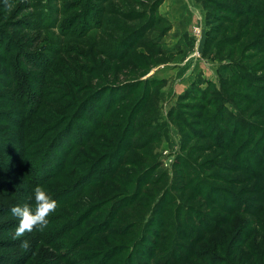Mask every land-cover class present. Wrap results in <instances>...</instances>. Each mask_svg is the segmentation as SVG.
I'll return each mask as SVG.
<instances>
[{"label": "rangeland", "instance_id": "1", "mask_svg": "<svg viewBox=\"0 0 264 264\" xmlns=\"http://www.w3.org/2000/svg\"><path fill=\"white\" fill-rule=\"evenodd\" d=\"M3 3L4 0H0V13L4 10ZM100 9L107 12L100 15ZM100 18L101 21L98 20ZM138 18H141L140 22ZM204 18L205 12L195 0H101L92 3L91 0H17L13 3L7 20L25 23L40 20L43 25L26 27L17 41L20 49L23 44L30 45L24 48L23 53L30 58L38 56L36 65L31 59L27 64L21 53L11 61L13 64L19 62L20 71L27 75L25 85L29 89L35 85L44 97L32 125L46 127L52 125L55 118L68 114L67 118L60 119L58 128H51L40 143L42 148L49 146L44 151L52 153L47 159L48 164L51 163L50 159L58 161L62 155L57 143H63L61 141L67 138L66 134L72 132V129L67 130L64 136L66 127L84 126L81 118H84L85 111L80 112L78 107L87 94L102 87L106 90L111 87L119 91L123 89L125 93L120 104L109 107L108 116L99 117L100 131L85 128L89 145L86 146V141L82 147L67 153L60 162L63 168L57 177L48 179L40 186L57 201L58 206L53 212V224L43 232L33 230L26 236L29 244H36L34 255L26 264H69L61 262L56 249V246L65 243H73L74 254L79 255L77 260L80 264H143L142 255L133 258L134 243L149 254L153 247L144 245V241L160 240L169 232L172 237L167 242L171 241L172 244L166 248H172L176 253L175 248L192 245L190 229L200 242L194 244L193 259L185 264H264V190L258 189L256 192L255 177L245 170H256L255 173L263 178L258 180L260 185H264L261 164L254 168L249 162L257 163L259 157H264V142L261 143L260 152L251 149V154L247 153L250 147L247 145L241 154L234 156L239 145L251 138L248 137L250 127L259 130V133H255L256 140L264 132V98L260 101L261 94L257 95L253 89L241 88L236 84L237 76L245 78L244 75H249L264 80V52L253 50V45L261 40L259 33L264 30V20L242 16L233 20L232 24L223 25L220 39L234 43L227 45L215 60H206L201 56L208 34ZM151 21L160 23L153 28L151 26L149 31L141 32V35L153 48L152 58H148L145 51L139 48L130 50L126 61L113 63L112 57L123 53V48L129 45H123L124 40L129 38V42L135 43L140 38L135 33ZM107 22L113 25L107 28ZM44 23L47 25L44 26ZM92 27L97 28L82 36ZM92 46H98L99 52L90 56L89 48ZM103 48L105 50L101 53ZM13 54L16 56L17 50ZM3 55L5 52L0 50V56ZM163 60L168 62L157 64ZM1 61L0 139L14 146L20 142V131L16 124L4 123L6 120L1 116L6 113L18 119L20 109L9 107L3 100L10 91L4 86L8 67ZM37 67L46 68L37 70ZM91 68L92 72L86 76L83 70ZM242 68L245 70L243 74ZM145 79L149 82L145 81L144 84ZM245 79L249 81L250 77ZM153 81L160 83V86L155 87ZM232 83L236 85L231 88ZM259 85L264 87V83ZM54 90L60 91L46 97ZM47 91L51 92L47 94ZM221 91L225 93L224 96L220 95ZM123 93L115 94L120 96ZM217 95H220L219 103L211 105ZM56 97L62 99L58 106L69 103L66 110L51 104L50 101ZM92 101L89 105L95 109L97 100ZM222 113L225 116L222 117ZM193 114L202 116L195 118ZM237 115L242 117L239 121L243 135L239 133L232 137L235 142H228V145L233 143L228 149L221 142L227 133V140L231 138L233 126L227 116L237 118ZM128 118L129 122L126 123ZM220 122L230 126L227 133V127ZM139 123L141 126H138ZM126 130L133 131V134L131 131L124 132ZM61 135L63 139L60 140ZM22 136L27 137V132H22ZM147 139L152 141L143 151H133L126 157L129 161H139L142 167L131 168V164H127L129 162L122 161L113 171L110 165L114 166L119 160L116 153L118 148H125L128 141L134 146V143ZM6 143L0 142V146ZM218 144H221L220 148ZM52 145L53 148L50 147ZM181 155L184 157L181 162L186 163L184 168L175 162ZM8 157L0 155V174L4 176L0 178L7 186H12V190L0 191V210L10 215L14 206H31L28 203L29 192L18 184L10 169L14 157ZM84 158L89 159L88 162L83 163ZM35 161H27L33 167L30 178L40 175L38 171L41 167L34 171L38 164ZM94 162L99 167L96 171L99 170L103 177L112 171L113 176L102 187H94L98 185L95 178L89 190L68 200L82 188L77 184L85 179L86 171ZM156 162L160 169L148 171L147 168ZM107 163L110 165L107 166ZM132 171L133 175L129 177ZM161 171L164 178L154 185L153 181ZM179 177H182L181 181H178ZM104 180L100 178V183ZM180 183H184L180 189L183 194L173 192V197L168 199L162 196L166 185ZM134 193L135 196L130 199ZM231 197L238 200L235 207L240 206V211H236L237 208L228 211V207H232L228 206ZM127 199L130 201L127 202ZM31 200L34 201L33 194ZM165 202L169 203L170 211L147 222L148 213L144 215V212L150 210L153 203L154 208L159 209ZM181 203L194 207V210H175ZM244 206H249V211L243 212ZM10 217L11 221L19 222L14 215ZM213 226L217 228L212 233L207 235L203 232L204 227ZM58 227L70 228L55 235L51 244L45 243L42 233L44 236L55 233ZM124 227H127L124 235L107 234L110 229ZM13 235L14 232L9 233L6 238H13ZM163 256L171 258L170 255ZM163 256L156 254V260L160 262ZM200 258L206 262L199 261Z\"/></svg>", "mask_w": 264, "mask_h": 264}, {"label": "trees", "instance_id": "2", "mask_svg": "<svg viewBox=\"0 0 264 264\" xmlns=\"http://www.w3.org/2000/svg\"><path fill=\"white\" fill-rule=\"evenodd\" d=\"M17 0H4L3 6H4V10L0 13V50H2L3 52H5V55L0 56V60L1 63H5V66L8 67L5 77V82H4V86L7 87V90L10 91V94L7 96L3 97V100H5V102H7L8 106L13 108V107H18L19 110V118H13L10 116L5 115L6 113H3V115L1 116L3 119L6 120V124H10L12 126H15V124L17 125L16 128L20 131V135H19V143L18 145H14L12 146L11 142L6 143V141H4V139H0V142L6 143V145L4 146H0V155L1 156H9L8 158H12L14 157V161L12 162V164H10V169L12 170L13 174L15 175L16 179L18 180V184H20L22 187L26 188V192H29L28 195L29 196V204L31 206V208L34 210L35 208L33 207V205H35V202L31 200L32 194L34 193V189L37 186H43L44 183H46L48 181V179L52 178L55 179L58 175V173L60 172V170L63 168V166L61 165V163L63 162L66 154H70L72 153L76 148L78 147H82L83 143L86 142V146H88V141L90 140L88 137H86L85 134V128L87 129L88 127L96 129L95 132L100 131L101 128V122L99 117L101 116V118H105L106 116H108V112H109V107L112 105H117L120 104L124 99V94L123 93V89H121L119 91L118 88H108V90H106L105 87H102L101 89H97L94 93L92 94H87L83 100L81 101V106L78 107L79 111L83 113V117L81 118L82 120V125H84L83 127H66L65 131H64V136L66 134L67 130H71L72 132H68L66 134L67 138L64 140L62 138L63 135H61V137L59 138L60 140L63 139L61 142L63 143H57L58 144V151L60 149V152H62V155L60 157V159L58 161H52L51 163L48 164V157L50 155H52V153H49V151H44L45 149H47L48 147H44L40 145V143H42L45 139V137L49 134L51 128H53V130H56L58 128V123L60 121L61 118H67L68 114H64L61 117L55 118L56 120L52 122V125H48L46 127H36L34 125H32V120L35 118V114L36 111H38L37 109L40 107L41 102L44 100V97H42V91L38 90L36 86L34 85L32 87V89H29L26 85H25V81H27V75L22 73V71H20L19 69V62L18 63H12V60H15L17 56H19V54L21 53V55L23 56V58L25 59L26 63L28 64L29 60L31 59V61L33 62L34 65H36V58H38V56H32L31 58L28 57L26 54H24V48H29L30 45L28 44H23L22 49H20L17 46V41H19L21 35L23 34V29H25L26 27L32 25V26H43L42 22L39 20H37V23L34 22H23V21H9L6 19L7 13L8 11L12 8L13 3L16 2ZM101 0L97 1V0H91L92 2H100ZM197 3H199L204 12H205V26L208 29V34L207 37L204 41V45L201 51V56L204 59H211V60H215V58H218V55L220 54V52L222 50L225 49V47L227 45H231L234 42L232 41H226L224 38L220 39L223 33V25H228V24H232L233 20L238 19L242 16H246L249 19H254V20H264V0H195ZM72 10V9H70ZM102 13H106L107 10L102 11V9H100L99 14L101 15ZM42 18V17H41ZM99 21H101V18L98 19ZM141 18H138L137 21L140 22ZM40 22V23H39ZM160 23V21L158 22H148L146 25H144V27H142V29H139L138 33H135L136 35H138V37H140L138 40L136 39L135 43H131L129 42V38H126L123 42V45H127V48H123V53L117 55L115 54L112 57L113 63H121L127 60L128 58V53L130 50H135V49H143L145 51V54L147 55L148 58H152V56L154 55V51L153 48L151 47L150 43L148 41L145 40V37H142V33H144L146 30H151V28H153L155 25H158ZM99 24V23H98ZM98 24H96V26H98ZM47 25L44 23V26ZM113 24L107 22L106 23V27L108 28L109 26H112ZM30 26V27H32ZM115 27V26H114ZM95 28H91V29H87V31L84 32V34H82V36L86 35L90 30L92 29H96ZM121 29H118L117 31H120ZM148 30V31H149ZM142 32V33H141ZM147 33V32H146ZM145 33V35H146ZM259 34H261L259 41L256 42V44L253 45L255 51H259V52H264V30H262ZM137 37V36H136ZM262 42V43H260ZM15 50H17L18 54L15 56L13 53L15 52ZM94 53H92V51H94ZM104 48L103 51L101 53L104 52ZM89 51H91V54H89L90 56H93V54H97L99 52V47H90ZM214 51H217V53H214ZM161 52V51H159ZM13 54V55H12ZM86 54V53H85ZM87 56V55H86ZM167 60H163V61H158V65L159 64H164L167 63ZM232 62V61H231ZM234 64V62H233ZM36 68V66H33ZM41 68H46V67H41ZM41 68L37 67V70H42ZM239 69V67H238ZM92 68L91 69H87V70H83L85 75L88 76L89 73L92 72ZM242 74L243 72H245L244 68L241 69ZM66 73H68V71L65 70ZM148 72V71H146ZM145 72V73H146ZM146 75V74H144ZM245 78L250 77L249 81H247L245 78L237 76V85L240 86L241 88H248V89H253L254 91H256L257 95L261 94V98L258 99L260 101H263L262 98H264V87H258L260 86L259 84H263L264 80L263 78H258V79H254L253 77L249 76V75H244ZM144 84L145 81H147V79L143 80ZM143 81H139V82H143ZM151 81V80H150ZM149 82V81H147ZM252 82V84H251ZM154 83L155 87L160 86V83L157 82H152ZM225 83L223 82V85ZM236 84H230L231 88L236 85ZM56 85H59L56 83ZM264 86V85H263ZM59 87V86H58ZM36 88V89H35ZM61 88V87H59ZM33 89L35 91H33ZM106 90V91H105ZM60 90H54V92L51 91H47V94L49 92H51L50 95H47L46 97L51 96L52 94H54L55 92H59ZM105 91V92H103ZM116 92H122L123 94L120 96H116ZM56 93V95H57ZM66 94V93H64ZM220 95L224 96L225 93H223L222 91L220 92ZM220 95H217V97L215 98V101L211 104L213 105L218 104L219 103V98ZM63 96V95H62ZM215 96V94H214ZM96 99L97 102L95 103V109H92L89 105V103L93 102L92 100ZM62 99H60L59 97H56L55 99H53L51 102L52 105L57 104L58 106V102H61ZM5 104V103H4ZM56 106V107H57ZM61 106V107H60ZM58 106L59 109L62 110H66L67 107L69 106V103L65 102L62 103V105ZM201 106V105H199ZM77 108V109H78ZM148 109V108H147ZM146 109V110H147ZM108 110V111H107ZM95 112V113H94ZM193 116H195V118H198L199 114H193ZM219 116V114H218ZM221 116H225L224 113L221 114ZM227 119L230 121V124L232 127V132H231V138L228 141L227 138L225 136H228V129L230 128V126L228 127L225 123H221L223 124V126L227 127V130H225V133H227L226 135H224L221 139L222 144H224L228 149L229 147H231V145L235 142V139L232 141V137H236L237 135H239L240 132H242V125L240 123V119H242L241 115H237V118H233L230 116H227ZM216 120V119H215ZM216 121H221V120H216ZM129 122V118L127 119L126 123ZM112 125L109 126V128ZM138 126H141V123H139ZM106 130V129H104ZM27 132V137L26 136H22V132ZM131 130H126L124 132H128ZM259 133V130H257V128H251L249 129V135L251 138L247 139L243 144L239 145V147L237 148V150L234 153L235 155H239L243 152V148L248 147L247 145H250V147H248V151L247 153L251 154V149H255L258 150V152H260V148H261V143L264 142V132L260 133V137L258 138V140H256V134L255 133ZM131 134H133V131H131ZM59 135V134H57ZM240 135L242 136L243 133H240ZM256 140V141H255ZM149 141H152L150 139H147L146 141L140 142V143H134L135 145L132 146V142L128 141L125 146V148H118V150L116 151V153H118V157L119 160L114 164V166H112V164L110 165V163H107V166H111L113 167V171L114 168H116V166L119 164L121 165V163H123L122 161L125 162H129L127 164H131L129 167L131 168H135V167H140L141 163H139V161L137 160H131L129 161L128 158V154L133 152V151H143L144 147L149 143ZM228 142H233L230 145H228ZM11 143V144H10ZM9 144V145H8ZM221 144H218L217 147L220 148ZM255 145V146H253ZM253 146V147H252ZM51 148H53V145L50 146ZM243 149V150H242ZM73 150V151H72ZM253 153V152H252ZM233 156V160L234 157ZM264 156V155H263ZM127 157V158H126ZM36 158V159H33ZM63 158V159H62ZM184 157L181 155L177 161L176 164L179 163L180 168H184L183 165H185V162H181V160ZM238 158V157H237ZM236 158V159H237ZM30 160H36L35 162L38 164L36 165V167L34 168V171H38L39 168L41 167V169L38 171V173L40 172L39 176H33L30 178V172L32 171L31 169L32 167V163L27 161ZM62 160V162H61ZM89 159L84 158L82 160V162H88ZM47 161V162H46ZM61 162V163H60ZM249 162L251 164L254 165V168H256V166L258 164H261L262 168H261V173L264 174V157H259L257 163H253L249 160ZM60 163V164H59ZM158 165V166H157ZM66 166V164H65ZM64 166V167H65ZM142 167V166H141ZM159 163H153L151 165V167L147 168L148 171L149 170H154L157 171L159 170ZM99 169V167L97 166V162L93 163L89 169L86 171L85 173V179L81 180L80 184L82 188L77 190V194L70 196L69 198H67L68 200H71L74 198V196L85 192L86 190H89L91 188V184L92 181L96 178L97 179V183L98 185L94 186V187H102L114 174V172L112 171L111 174H108L107 177H103V175H101L99 173V170L96 171V169ZM105 168V167H104ZM246 171L250 172L253 177H255V181H254V189L256 190V192L258 193V189H263L264 190V185H260V181L258 180H262L263 178L261 176H259L258 174L255 173V171H251L250 169H245ZM154 173V172H153ZM129 177L131 175H133V171L128 174ZM3 175L0 174V177H2ZM182 176V174H181ZM4 177V176H3ZM100 178H104L105 180L103 182L100 183ZM164 178L163 176V172L161 171L157 178L154 179L153 184L154 185H158L160 183V181ZM182 178V177H181ZM179 177L178 181H181V179ZM258 181V182H256ZM129 184H131L132 182L127 181ZM126 182V183H127ZM184 183H180L178 185H166L167 188L165 189V194L162 193V196L164 195L167 199L170 197H173L171 195V193L173 192H179L180 194H183V191H181L180 189L183 188ZM258 186V188H257ZM12 190V186H7L6 183L2 180V178H0V191L3 190ZM192 195V194H191ZM135 196V193L133 195H131L130 199ZM161 196V197H162ZM130 199H127L126 201L129 202ZM162 200H164V197L162 198ZM208 200V199H207ZM231 204L228 206H232V207H228V211L232 210V208H237L236 211H240V206L235 207V205L238 203V200L236 198L231 197L230 198ZM127 202H125L124 204H126ZM156 203V202H155ZM169 203L165 202L162 203V205H160L159 209L154 208L155 204L153 203L151 205L150 210H146L144 212V215L146 216V221L148 222L149 219L154 221V219L158 216H163L165 213H168L170 211L169 209ZM180 208V209H179ZM175 210H194V207L192 206H188L186 204L181 203L180 205H178L176 207ZM244 211H249V206H244L243 207V212ZM178 214L181 215V212L178 211ZM54 213L50 214L48 217V226H50L51 224H53L55 222V218H54ZM11 214L9 215V213H7L5 210L1 209L0 210V264H26L34 255L35 250H36V244L35 243H30L29 244V248L28 249H22L19 245L23 240H28V238L26 237L29 233H27L24 237H21L19 239H13V238H6V235H8L9 233L14 232V229L17 227L18 222L16 221H11ZM8 218V219H7ZM192 221V220H191ZM70 224V223H67ZM130 224H134V223H130ZM130 224H128L129 226H131ZM140 224V223H139ZM162 224V223H161ZM72 225V224H70ZM106 225H104L103 227L105 228ZM157 227V225H155ZM70 227H58L56 229L55 233H47L45 234V236L43 235L44 233H42V240L45 241V243H49L51 244L52 239H54L55 235H60V232H62L65 229H68ZM126 228H120V229H110L111 231L107 234H114V235H124L126 232ZM150 228H153L152 226ZM186 228V227H185ZM199 228V227H197ZM217 227L213 226V227H204L203 228V232L206 233L207 235L212 233L214 230H216ZM97 228H95L96 230ZM102 229V228H101ZM158 229V227H157ZM174 229H177L176 227ZM183 228L180 227V231H182ZM35 232H38V230H35ZM189 236H191V242L192 245L190 247H185L183 246L182 248H175L176 253L173 251L172 248H166L169 247L172 242H167L168 238L172 237V234L167 232L163 235V237L158 240V238H155L154 242H146V240L144 241V245L149 244L151 245V247H153V250H151V252L145 253L143 251L140 250V245H138V243H134L132 245V255H134L133 258H135V255H142L143 259H144V263L143 264H185L188 260L193 259V255L195 253L194 251V244L197 243L200 239L199 237H195L194 238V231L193 229H190L189 231ZM54 237V238H53ZM156 237V236H155ZM180 237H182V235H180ZM143 238V237H142ZM141 240V239H140ZM187 240V239H186ZM61 242H67V240H60ZM200 242V241H199ZM160 243V244H158ZM56 249L58 250L59 254H60V258H61V262L62 263H69V264H80L81 262L79 261V259L77 260V254H74V246L73 243H65V244H59L58 246H56ZM165 250V251H164ZM163 251L161 254L160 252ZM156 254L159 255H170V259H168V257H161L160 262H158L156 260ZM151 255V256H150ZM131 258V259H133ZM197 258V257H196ZM164 259V260H163ZM199 261H202L201 258L199 259ZM202 262H206V261H202ZM99 264V263H98ZM209 264H213L209 263Z\"/></svg>", "mask_w": 264, "mask_h": 264}, {"label": "clouds", "instance_id": "3", "mask_svg": "<svg viewBox=\"0 0 264 264\" xmlns=\"http://www.w3.org/2000/svg\"><path fill=\"white\" fill-rule=\"evenodd\" d=\"M35 209L33 210L28 205L14 206L11 208V214L18 218V225L14 229L13 239H19L25 233H31L33 230L43 232L48 226V217L52 214L58 204L52 199L48 193L41 187L37 186L34 189ZM22 249H28L29 243L23 240L20 245Z\"/></svg>", "mask_w": 264, "mask_h": 264}]
</instances>
